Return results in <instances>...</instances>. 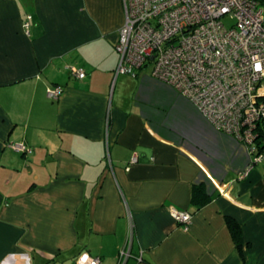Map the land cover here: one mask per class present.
<instances>
[{"label": "crops", "instance_id": "crops-1", "mask_svg": "<svg viewBox=\"0 0 264 264\" xmlns=\"http://www.w3.org/2000/svg\"><path fill=\"white\" fill-rule=\"evenodd\" d=\"M124 21L123 0H0V264H264V160L151 72L116 75Z\"/></svg>", "mask_w": 264, "mask_h": 264}, {"label": "built area", "instance_id": "built-area-1", "mask_svg": "<svg viewBox=\"0 0 264 264\" xmlns=\"http://www.w3.org/2000/svg\"><path fill=\"white\" fill-rule=\"evenodd\" d=\"M123 3L116 75L135 76L150 66L153 77L189 99L216 130L248 148L252 160L247 169L264 160V6L258 0ZM70 70L80 79L85 76L82 68ZM62 91L48 87L46 95L56 99ZM12 146L31 151L22 144ZM169 214L186 228L191 221L185 210L170 207ZM128 255L121 250L118 264H125ZM74 264L101 261L85 252Z\"/></svg>", "mask_w": 264, "mask_h": 264}, {"label": "trees", "instance_id": "trees-1", "mask_svg": "<svg viewBox=\"0 0 264 264\" xmlns=\"http://www.w3.org/2000/svg\"><path fill=\"white\" fill-rule=\"evenodd\" d=\"M262 5H264V0H258ZM192 200L196 201L197 203H204L206 200V196H204V192L202 190L201 186L193 187L192 190ZM227 225L232 232V235L234 237V240L236 242L237 248L242 253V239L240 235V227L238 223L230 217H226Z\"/></svg>", "mask_w": 264, "mask_h": 264}, {"label": "rangeland", "instance_id": "rangeland-1", "mask_svg": "<svg viewBox=\"0 0 264 264\" xmlns=\"http://www.w3.org/2000/svg\"><path fill=\"white\" fill-rule=\"evenodd\" d=\"M262 6H264V5H262ZM228 24V23H227ZM143 69H145L146 70V72H150V69H151V67L150 66H146L145 68H143Z\"/></svg>", "mask_w": 264, "mask_h": 264}]
</instances>
